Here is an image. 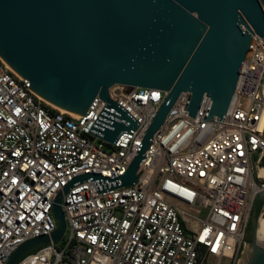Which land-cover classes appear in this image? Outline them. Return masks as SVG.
Listing matches in <instances>:
<instances>
[{"label":"built area","instance_id":"2783aa9c","mask_svg":"<svg viewBox=\"0 0 264 264\" xmlns=\"http://www.w3.org/2000/svg\"><path fill=\"white\" fill-rule=\"evenodd\" d=\"M29 86L0 58V264L56 230L55 199L83 175L63 196L62 240L17 264H240L264 192V38L252 37L223 122L191 117L181 94L129 187L121 177L167 93L112 87L110 97L140 124L114 144L89 133L107 104L99 96L79 116Z\"/></svg>","mask_w":264,"mask_h":264},{"label":"water","instance_id":"95a60500","mask_svg":"<svg viewBox=\"0 0 264 264\" xmlns=\"http://www.w3.org/2000/svg\"><path fill=\"white\" fill-rule=\"evenodd\" d=\"M254 35L264 38V0H0V58L37 95L70 113L83 116L97 96L106 101L89 133L116 144L139 127L110 97L115 85L167 93L121 177L126 187L137 181L151 138L181 94H188V115L223 122ZM77 179L55 199L56 230L26 241L7 264L62 240L63 196ZM257 221L254 206L240 264H264Z\"/></svg>","mask_w":264,"mask_h":264},{"label":"bare ground","instance_id":"6f19581e","mask_svg":"<svg viewBox=\"0 0 264 264\" xmlns=\"http://www.w3.org/2000/svg\"><path fill=\"white\" fill-rule=\"evenodd\" d=\"M46 101V100H45ZM50 106L54 107L57 110L68 112L48 101H46ZM257 238L259 242H264V216L260 217V219L257 221Z\"/></svg>","mask_w":264,"mask_h":264},{"label":"trees","instance_id":"16d2710c","mask_svg":"<svg viewBox=\"0 0 264 264\" xmlns=\"http://www.w3.org/2000/svg\"><path fill=\"white\" fill-rule=\"evenodd\" d=\"M263 203H264V199H259L257 202H256V205H255V209H256V212H257V216L259 217V214L262 210V207H263ZM251 231V224L249 225V229H248V238L247 240L249 241V233Z\"/></svg>","mask_w":264,"mask_h":264},{"label":"rangeland","instance_id":"374dc122","mask_svg":"<svg viewBox=\"0 0 264 264\" xmlns=\"http://www.w3.org/2000/svg\"><path fill=\"white\" fill-rule=\"evenodd\" d=\"M204 215H205V212H203V214H201V215H199V217H204ZM258 225V224H257ZM263 246H264V242H260Z\"/></svg>","mask_w":264,"mask_h":264}]
</instances>
